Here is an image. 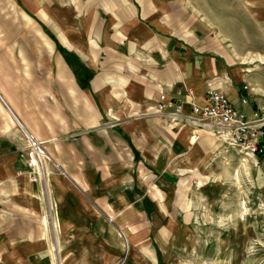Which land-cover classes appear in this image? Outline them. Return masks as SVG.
Returning a JSON list of instances; mask_svg holds the SVG:
<instances>
[{
  "label": "crops",
  "instance_id": "0c3cea01",
  "mask_svg": "<svg viewBox=\"0 0 264 264\" xmlns=\"http://www.w3.org/2000/svg\"><path fill=\"white\" fill-rule=\"evenodd\" d=\"M236 2L251 41L181 0H0V264H177L193 249L181 171L206 169L219 139L155 105L186 87L204 102L212 83L264 107V0ZM223 8L206 16L228 26ZM25 130L54 160L43 184Z\"/></svg>",
  "mask_w": 264,
  "mask_h": 264
},
{
  "label": "rangeland",
  "instance_id": "374dc122",
  "mask_svg": "<svg viewBox=\"0 0 264 264\" xmlns=\"http://www.w3.org/2000/svg\"><path fill=\"white\" fill-rule=\"evenodd\" d=\"M236 1L181 0V8L187 13L186 9L192 11L189 3H196L202 14L198 22L215 34L223 25L236 36L235 22L239 19L248 36L242 37L251 41V19L248 15L245 19L236 17ZM221 5L223 10L233 8L228 26L222 23L225 19H221L220 9L214 10L213 17L206 16L210 9ZM181 180L182 186L191 185L189 192L194 191L184 198L196 201L188 218L195 245L182 251L177 264H264V155L249 157L238 146L218 140L207 168L181 171ZM187 201L182 208H186Z\"/></svg>",
  "mask_w": 264,
  "mask_h": 264
},
{
  "label": "built area",
  "instance_id": "2783aa9c",
  "mask_svg": "<svg viewBox=\"0 0 264 264\" xmlns=\"http://www.w3.org/2000/svg\"><path fill=\"white\" fill-rule=\"evenodd\" d=\"M243 89L248 90L249 86L244 85ZM0 98L4 101L1 95ZM188 98L191 104L189 112L185 111ZM239 102L241 105H248V96L241 95ZM155 112L176 124H189L213 133L219 140L238 146L249 157L264 155V107L253 109L249 114L243 106L212 83L207 87L204 102L199 100L192 87L178 89L172 96L160 93ZM24 132L28 159L26 173L30 181L43 184L50 171L47 165L54 163V160L45 148L44 141L29 131ZM120 232L127 242L125 234ZM127 246L126 243V248Z\"/></svg>",
  "mask_w": 264,
  "mask_h": 264
},
{
  "label": "trees",
  "instance_id": "16d2710c",
  "mask_svg": "<svg viewBox=\"0 0 264 264\" xmlns=\"http://www.w3.org/2000/svg\"><path fill=\"white\" fill-rule=\"evenodd\" d=\"M261 156H263V155H261Z\"/></svg>",
  "mask_w": 264,
  "mask_h": 264
}]
</instances>
